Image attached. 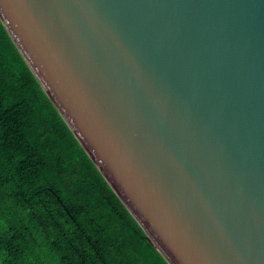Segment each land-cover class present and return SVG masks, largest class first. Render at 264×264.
<instances>
[{"label": "water", "instance_id": "1", "mask_svg": "<svg viewBox=\"0 0 264 264\" xmlns=\"http://www.w3.org/2000/svg\"><path fill=\"white\" fill-rule=\"evenodd\" d=\"M0 19L169 264H264V0H0Z\"/></svg>", "mask_w": 264, "mask_h": 264}, {"label": "trees", "instance_id": "2", "mask_svg": "<svg viewBox=\"0 0 264 264\" xmlns=\"http://www.w3.org/2000/svg\"><path fill=\"white\" fill-rule=\"evenodd\" d=\"M0 264H169L0 19Z\"/></svg>", "mask_w": 264, "mask_h": 264}]
</instances>
